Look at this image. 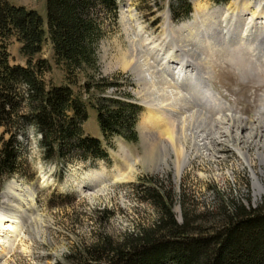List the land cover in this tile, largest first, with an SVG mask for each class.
<instances>
[{
	"label": "rangeland",
	"instance_id": "obj_1",
	"mask_svg": "<svg viewBox=\"0 0 264 264\" xmlns=\"http://www.w3.org/2000/svg\"><path fill=\"white\" fill-rule=\"evenodd\" d=\"M8 1L34 9L46 30L44 0ZM186 1L190 3L187 15L185 7L179 5L180 0H117L113 16L99 10L100 35L93 50L95 68L78 70L73 81L65 76L64 67L54 62L45 33L41 49L34 56L47 61L48 68L41 74L44 83L67 84L73 95L84 101L87 117L82 123L83 133L98 138L107 155L104 159H79L70 155L62 162L48 160L43 157L37 132L24 123V133L17 136L15 170L0 181V203L6 185L14 182L28 189L32 215L20 227L15 240L3 243L0 264H71V252L92 243L98 235L107 234L117 240L125 232L148 226L157 218V210L144 190L157 192L160 184L170 188L172 212L177 222L183 221L186 209L189 218H198L189 221L206 228L217 220L211 217L216 216L212 207L219 201L220 204L222 198H235L241 203L243 199L247 202L244 205H259L264 201V162L260 163L254 154L256 146L252 139L245 149L235 141L216 142L217 151L212 146L206 148L212 157L196 151L194 144L184 140L180 147L184 145V150H190L192 158L177 174L181 151L173 150L167 137L177 131L183 133L186 126L177 128L172 121L166 126L158 122L173 112L178 120L191 115L188 110L184 113L175 110L166 93L170 88L165 83L175 84L179 73L180 64H175L179 49L173 45L177 40L179 46L185 40L198 44L208 66L203 76L210 75V82L224 101L230 103L231 110L254 115L264 91V40L259 41L256 50L232 47V53H228L229 45L223 38L211 51L203 44V32L212 28L210 22L219 23L218 15L221 21L227 22L241 11L246 17L255 9L264 11V0ZM2 51L9 64L24 65L25 58L14 36L0 38ZM86 72L93 77L88 91L83 87ZM95 82L102 87L96 88ZM98 96L138 106L133 139L126 137L130 134L128 131L106 140L102 138L92 107ZM150 107L159 108L160 113ZM211 111L205 115L212 118H206L199 111L193 115L212 125L213 118H224L220 113H225V108ZM236 122L232 125H237ZM236 145L248 151L250 167L236 154ZM250 169L258 178L260 190L253 185Z\"/></svg>",
	"mask_w": 264,
	"mask_h": 264
},
{
	"label": "trees",
	"instance_id": "obj_2",
	"mask_svg": "<svg viewBox=\"0 0 264 264\" xmlns=\"http://www.w3.org/2000/svg\"><path fill=\"white\" fill-rule=\"evenodd\" d=\"M179 5L187 15L190 3L180 0ZM44 9L46 30L34 9L0 0V38L14 36L25 58L24 65L9 64L6 53L0 52V181L15 170L17 136L24 133V123L37 132L48 160L62 162L70 155L104 159L107 155L98 138L83 133L84 101L67 84L46 85L41 74L48 68L47 61L34 56L46 33L54 62L64 67L68 80L73 81L82 68L93 71L94 44L100 35L97 12L113 16L117 0H44ZM85 76L83 87L88 91L93 77L89 72ZM94 101L103 139L125 131L130 133L126 137H135L132 127L138 106L103 96ZM144 192L157 210L152 224L125 232L117 240L98 235L71 252V264H264V201L253 208L250 202L244 205L235 198H222L220 204L216 200L212 207L216 216L211 217L217 220L206 228L189 221L198 218H189L186 209L183 221H176L170 188L160 184L157 192Z\"/></svg>",
	"mask_w": 264,
	"mask_h": 264
},
{
	"label": "bare ground",
	"instance_id": "obj_3",
	"mask_svg": "<svg viewBox=\"0 0 264 264\" xmlns=\"http://www.w3.org/2000/svg\"><path fill=\"white\" fill-rule=\"evenodd\" d=\"M216 14L218 15V12ZM218 18H220L218 24L210 22L212 28H209L207 32H203L205 33V41H203V44L210 48L211 51L215 50V47H217L216 43L219 40H223V38L228 43L226 44L224 42V44L229 45V50L232 47H247L249 50H252V48L256 50L259 48V41L264 40V20H262L264 18V11L255 9L248 17L244 16V11H241L231 17L227 22L224 19L221 21V16L219 15ZM256 18H259V20H256ZM173 45L179 49V54L177 55L179 58H177L175 64L179 63L180 67L176 83L174 82L175 84L172 85L165 83L166 87L170 88L166 91L167 97L173 102L172 106L175 110H179L181 113L188 110L191 115H187L188 117L186 119L178 120L174 118L173 112L169 115H164V118L158 119V122L163 126H166L170 121L175 122L173 126L178 125L177 128H180L183 124L186 126L183 133L177 131L167 137L168 144L173 145L172 149L181 151V159L176 164L177 174L181 172L183 166H186L190 162L189 158H192L190 157V150H184V145L180 147V144H184V140L194 144L196 151H200L204 155H209L211 152L208 153L206 148L209 147L210 149L212 146V149L217 151L214 148L216 147V142L224 140L235 141L238 144H242V147L245 149L246 145L252 139L251 142L256 146L254 148V154L260 163L264 162V130L256 129V126L250 128L249 125L248 127L236 125V127L242 128L241 130L230 127V124L234 121H237L236 124H239L246 118L235 114L230 109V103L225 102L212 87L209 78L210 75L207 77L203 76L208 66L206 58L200 54L197 48L198 44L185 40L179 46L177 40L176 42L173 41ZM231 50L228 53H232ZM233 58L234 56H231L232 60ZM172 75L174 74L171 73ZM214 108L216 110L218 108H225L227 111L223 114L224 118H213L215 119L214 125L212 123L206 124L204 118H198V116L193 115L194 111H199L206 118H212V116H206L205 112L209 110L213 112L211 110ZM150 110L160 113L159 108L150 107ZM171 114H173V117ZM241 149V146L236 145V154L250 167V155L247 150L246 152ZM209 157H212V155H209ZM165 160L164 158L162 162L165 163ZM250 171L253 178V185L260 190L261 186L256 174L251 169ZM28 195L29 192L26 187H22L14 182L8 183L5 191L1 194L0 249H2L3 243L7 242L8 239L15 240L19 235L20 227L30 220L32 215V202Z\"/></svg>",
	"mask_w": 264,
	"mask_h": 264
},
{
	"label": "built area",
	"instance_id": "obj_4",
	"mask_svg": "<svg viewBox=\"0 0 264 264\" xmlns=\"http://www.w3.org/2000/svg\"><path fill=\"white\" fill-rule=\"evenodd\" d=\"M261 130H264V128H262ZM242 202H243L244 204H247L246 200H243V199H242ZM251 206H252L253 208H255L257 205H254V204L251 203Z\"/></svg>",
	"mask_w": 264,
	"mask_h": 264
}]
</instances>
